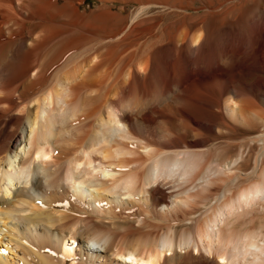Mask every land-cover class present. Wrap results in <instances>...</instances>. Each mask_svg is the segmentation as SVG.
Instances as JSON below:
<instances>
[{"label":"bare ground","instance_id":"6f19581e","mask_svg":"<svg viewBox=\"0 0 264 264\" xmlns=\"http://www.w3.org/2000/svg\"><path fill=\"white\" fill-rule=\"evenodd\" d=\"M261 2L0 0V264H264Z\"/></svg>","mask_w":264,"mask_h":264},{"label":"rangeland","instance_id":"374dc122","mask_svg":"<svg viewBox=\"0 0 264 264\" xmlns=\"http://www.w3.org/2000/svg\"><path fill=\"white\" fill-rule=\"evenodd\" d=\"M142 1L143 0H84V3L81 5V11L85 15H88V16L92 15V14L93 15H99V14L103 15V14L108 13V12L113 13V14H119L121 12L120 14L121 15L123 14L122 16H128V14L130 15V14L135 13L138 10L137 9L138 7H140L142 4H145V3L149 2V1L163 2V1H168V0H144L143 1L144 3H142ZM169 1H174V0H169ZM230 1L228 0V2H230ZM261 1L263 2L264 0H260V2ZM262 2L260 3V5L264 4V2L263 3ZM106 3H108V4H106ZM169 5L173 6V4H171V3ZM157 9H158V11L161 10L160 8H157ZM165 9L163 8L162 11H160L159 13H157L155 15V18L156 17L157 18L155 19V23L154 24H156V26H158L159 28L174 29V28H177V27L185 26V25H191V24L193 25L196 22L194 20L196 18H198L199 20H202V19L208 20L207 23H206V25L208 27L211 25V22H212V19H211L210 16L206 17L205 13L202 14L205 11L203 9H201V4L200 3L194 5L193 7H186L184 9V11L183 10L179 11L178 9L174 10L172 8H165ZM171 9H172V11H171ZM169 10H170V12H169ZM195 10H197V11H195ZM185 11H187L188 13L185 12ZM158 14H160V15H158ZM174 15H176V16H174ZM180 16H181V18H180ZM186 16H187L188 19L186 18ZM198 19H196V20H198ZM173 21H175V22H173ZM186 22H188V23H186ZM66 23H67V25L64 26V27H61L63 29L59 28L56 33L61 34V33H63V30H64V32L66 30V33L68 34L67 36H65L66 40H77V39H80L82 37V35H83V32L80 29H75L73 27L72 19L71 18L66 19ZM95 23L97 25L101 24L100 21L95 22ZM208 23H209V25H208ZM244 23L245 22H243V24L242 23L238 24L236 26V29H242V28L244 29V28H246ZM159 24H160V26H159ZM124 25H126V23H121L118 26H124ZM161 25H162V27H161ZM175 25H176V27H175ZM169 26H170V28H169ZM53 33L54 34H52V35L56 34L55 32H53ZM53 40H54L53 38H52V40L50 39V43L53 42ZM98 47L99 46H97V48ZM45 49H46V47L43 48L42 50H40V52H39V55H41L40 57H42L44 55ZM262 71H264V70H262ZM250 137H251L250 133L245 132V131H239V132L229 133V134L225 135L223 138H213L212 142L209 144V146L214 149L213 150L214 152L212 153V155L209 156V157H211V159L209 158L210 161H212L214 159V157L217 155V153L223 152V157H222V159L220 161V165L222 167H224V165L227 163V161L230 158L236 157L238 155V153H239L238 149H239L240 145L243 142H246ZM256 153H259V150H257ZM245 163H246L245 167L246 168H250L252 170V168L254 166L253 163L252 162H248V160H246ZM256 177H258V176H256ZM244 181L246 183L248 182V180H244Z\"/></svg>","mask_w":264,"mask_h":264}]
</instances>
